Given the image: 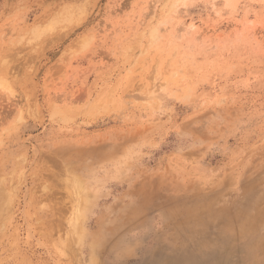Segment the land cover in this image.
I'll return each mask as SVG.
<instances>
[{"label": "rangeland", "instance_id": "1", "mask_svg": "<svg viewBox=\"0 0 264 264\" xmlns=\"http://www.w3.org/2000/svg\"><path fill=\"white\" fill-rule=\"evenodd\" d=\"M0 264H264V0H0Z\"/></svg>", "mask_w": 264, "mask_h": 264}, {"label": "bare ground", "instance_id": "2", "mask_svg": "<svg viewBox=\"0 0 264 264\" xmlns=\"http://www.w3.org/2000/svg\"><path fill=\"white\" fill-rule=\"evenodd\" d=\"M4 191V190H3ZM2 193V192H1ZM6 194V193H5ZM4 200V199H3ZM4 202V201H3ZM7 205V204H6Z\"/></svg>", "mask_w": 264, "mask_h": 264}]
</instances>
